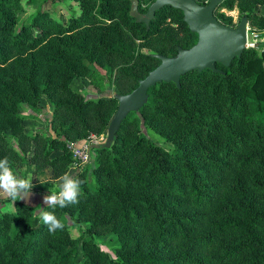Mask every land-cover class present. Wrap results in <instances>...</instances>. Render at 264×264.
<instances>
[{
	"label": "trees",
	"instance_id": "16d2710c",
	"mask_svg": "<svg viewBox=\"0 0 264 264\" xmlns=\"http://www.w3.org/2000/svg\"><path fill=\"white\" fill-rule=\"evenodd\" d=\"M63 1L0 0V158L13 171L51 169L53 180L77 161L71 143L106 134L116 94L133 91L160 64L158 54L175 56L198 41L171 6L148 27L131 14L133 0H76L82 10L68 22L43 10ZM153 1L138 0L139 11ZM261 5L223 0L215 14L232 26L222 9L237 7L263 30ZM98 68L108 69L115 95L73 89L74 79H94ZM217 68L184 74L180 87L153 86L110 146L107 136L94 144L93 165L76 174L79 203L55 209L63 229L50 232L23 199L0 198L16 206L0 210V264H264V49L246 48ZM43 98L53 105L49 130L28 131L21 107L33 116ZM104 235H113L112 253L97 242Z\"/></svg>",
	"mask_w": 264,
	"mask_h": 264
},
{
	"label": "water",
	"instance_id": "95a60500",
	"mask_svg": "<svg viewBox=\"0 0 264 264\" xmlns=\"http://www.w3.org/2000/svg\"><path fill=\"white\" fill-rule=\"evenodd\" d=\"M223 0H209L206 4L198 0H154L146 12H140L138 0H133L131 14L137 21L150 26L157 11L165 6L180 9L184 20L193 32L198 34L197 43L191 48L178 50L175 56L157 55L160 64L139 81L130 93L116 94L119 101L116 113L109 124L104 146H110L127 116L142 108L149 98V90L162 82H174L181 86V77L191 71L210 69L220 71L217 63L230 66L236 58L242 57L248 45V17H242L237 26L223 23L215 14Z\"/></svg>",
	"mask_w": 264,
	"mask_h": 264
},
{
	"label": "rangeland",
	"instance_id": "374dc122",
	"mask_svg": "<svg viewBox=\"0 0 264 264\" xmlns=\"http://www.w3.org/2000/svg\"><path fill=\"white\" fill-rule=\"evenodd\" d=\"M38 7H39V3H35L34 5L29 6L28 12L23 14L21 17H27L30 13L35 12L38 9ZM260 7H261V13L262 15H264V5H261ZM43 10L50 13V15L55 19L68 22L71 15L74 12L78 13L82 9L78 1L64 0L63 2L60 3L45 4L43 6ZM222 11L225 12L227 15L233 16L235 25L232 26H237L241 21L242 17H244V15L240 13L239 8L237 7H235L234 10L223 8ZM258 42H264V29L260 30L259 27L253 28L250 25V23H248V45L249 47H255L259 52H261L264 48H259L257 45ZM110 80L111 79L109 77L108 69L98 68V71L94 79H90L88 77L76 78L72 81L71 85L74 90L83 92L86 96H94V97H97L99 95L108 96L111 93L115 95L116 92ZM39 109L40 110L36 111L35 115L32 116L31 114L33 111L30 109L29 105L28 104L22 105L21 112L28 116V118L25 120L26 130L34 132L39 128H43V129L49 128V122H50L49 120H50V116H52L51 112L53 111L52 103L47 98H43L39 104ZM146 131L156 143L163 145L167 149H171L172 145L170 143L165 142L163 137L156 134L151 129L147 128ZM50 132L52 131L50 130ZM107 132L106 134L103 135L107 136ZM103 143L104 141L96 139L94 147L99 146ZM94 147L92 148L93 156L91 155V158L87 162H83V163L77 161L74 162V164H72L70 167L69 173L77 174V172H79L83 168L90 167L93 165L94 162L93 158L95 157ZM34 169L35 167L33 165H28L25 167H18L14 170V172L29 179L32 182L33 187L31 189L30 196L23 200L28 204L34 206L36 210L35 212L38 215V209L46 206V204L44 203V196L49 194V190H58L60 181L59 179L53 180L51 178L52 177L51 169L37 174H35ZM0 210L3 211L10 210L15 212L16 206L14 201L0 202ZM39 221H41L40 216L38 222ZM71 223H72L71 224L72 235L73 237L77 238L80 236L79 227L77 226V224H74L72 221ZM112 236L113 235H104L97 238V242L101 245V247L104 250L109 251L110 253H112L113 244H116L115 241L114 243L111 242Z\"/></svg>",
	"mask_w": 264,
	"mask_h": 264
},
{
	"label": "clouds",
	"instance_id": "9594fccd",
	"mask_svg": "<svg viewBox=\"0 0 264 264\" xmlns=\"http://www.w3.org/2000/svg\"><path fill=\"white\" fill-rule=\"evenodd\" d=\"M58 190H49L44 196L46 207L38 209V215L49 231L54 233L63 229L64 224L55 214L56 207L65 208L79 203L82 181L74 173H64L59 177ZM32 182L13 171L7 157L0 158V198L12 200L26 199L30 196ZM52 209L47 211L45 209Z\"/></svg>",
	"mask_w": 264,
	"mask_h": 264
},
{
	"label": "built area",
	"instance_id": "2783aa9c",
	"mask_svg": "<svg viewBox=\"0 0 264 264\" xmlns=\"http://www.w3.org/2000/svg\"><path fill=\"white\" fill-rule=\"evenodd\" d=\"M105 137L106 136L103 134L100 136L93 135L89 142L83 141L81 143H71L69 147L73 151V154L77 159V162H81V163L87 162L91 158V155H93L92 148L95 144V140L98 139L104 141Z\"/></svg>",
	"mask_w": 264,
	"mask_h": 264
}]
</instances>
